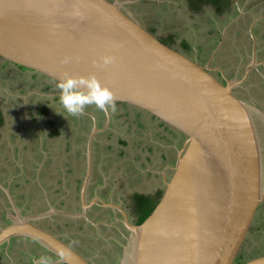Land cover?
Wrapping results in <instances>:
<instances>
[{
  "label": "water",
  "instance_id": "water-1",
  "mask_svg": "<svg viewBox=\"0 0 264 264\" xmlns=\"http://www.w3.org/2000/svg\"><path fill=\"white\" fill-rule=\"evenodd\" d=\"M132 2L136 0H0V60L56 83L63 73L94 74L116 102L146 112L184 137L155 207L134 224L115 203L97 196L87 203L93 136L110 121L104 112L100 129L91 115L87 171L79 190L81 215L94 223L87 215L92 204L119 211L122 220H116L128 230V235L122 233L120 264H235L264 203V138L251 113L254 106L234 91L253 68L264 66L256 60L252 26L250 61L239 79L230 80L216 68L221 82L208 64L148 31L124 8ZM103 54H111L113 62L100 65ZM257 112L264 126V112ZM8 197L15 218L0 225V245L15 237L30 238L55 257L54 264H93L37 225L48 211L22 215ZM57 212L77 219L74 213ZM57 250L63 252L62 260ZM239 264H264V255Z\"/></svg>",
  "mask_w": 264,
  "mask_h": 264
},
{
  "label": "rangeland",
  "instance_id": "rangeland-1",
  "mask_svg": "<svg viewBox=\"0 0 264 264\" xmlns=\"http://www.w3.org/2000/svg\"><path fill=\"white\" fill-rule=\"evenodd\" d=\"M216 1H219L218 10L213 4H202L195 8L191 0H146L145 2L136 0V2L124 4V8L132 13L147 30L158 37L168 39L170 34L178 33L193 44L199 41L205 42L203 51L197 48L194 49L196 51H191L188 48L183 50V53L191 58L196 57L200 64H204L210 59L211 67L220 68L228 79H239L251 56L253 41L248 32L250 26L254 27L257 60L264 62V0ZM239 14L240 17H237V20L241 19L240 22L238 21L239 23L236 19L232 20ZM229 23H235V25L227 28L230 26ZM234 91L243 101L254 106L255 109L251 113L264 138V126L259 123L260 119L257 114V111L264 112V66L253 68L249 76L240 86H236ZM56 92L54 88H47L46 83L31 72L23 69L18 70L14 65L0 63V108L9 112L5 119L6 124L0 132V141L5 142L1 145L0 157L1 163L6 168H2L3 171L0 170V175H3L0 181L11 184L10 192L12 191L15 197H19L23 211L39 214L44 212L43 210L47 207L43 201V205L36 207L35 202L40 198L43 200V197L38 198L39 193L36 192L33 180L24 184L25 180L20 181L14 178L15 180L12 181L11 177L15 175V172L21 173V168L30 167L35 175L36 171L38 173V169H42L43 177L41 175L40 180L48 185L51 200L47 205L61 201L62 206L68 208L67 212L74 213L77 218H83L82 208L75 193L77 189L73 191L72 175L74 174L78 178L76 187L78 185L79 188L82 177L87 171L85 148L87 149L86 137L90 132L91 122L85 120L86 127L83 128L78 121L80 115L71 116L65 112L59 104L58 96H55ZM38 104H43L48 109L49 115L39 118L32 124L29 116L30 111L39 107ZM90 109L92 111H89ZM85 110L88 111H84L86 114L93 112L92 114L95 115L93 118L98 120V123H104L105 115L94 105L86 106ZM16 111L19 113L18 116ZM108 112L111 116L108 130L96 132L93 136L97 142L94 152L91 150L90 177L93 179L89 188V198L96 190H104L106 199L117 198L116 195L112 196V193L125 195L133 189L139 192L157 190L162 194L163 181H161V177H169L171 170L168 167L173 166L177 150L181 147L184 137L173 136L167 130L159 128L156 125L157 121L151 120L150 116L141 114L137 117L132 112L129 114L124 111L120 105H116L114 112L111 110ZM82 117L86 118V115H82ZM49 121L55 122L58 132L52 137L41 140V134L45 135L53 129L48 124ZM41 128L44 130H40ZM17 130L20 132L17 133L18 136L14 140L10 136H13ZM110 132L114 133L112 138ZM21 134L24 137L31 135L35 139L27 137V139L22 138L23 140H21ZM19 141H26L28 147L20 146L23 144ZM9 145H12V149L7 148ZM14 145L19 146L17 150L13 149ZM31 146L34 147L33 153H31ZM7 150L10 152L11 158L14 157V165L6 163L4 159L3 155ZM31 158L36 162L35 165L28 164ZM18 167L21 171L16 170ZM56 178L65 180V189L68 193L63 190H53ZM68 183L70 185H67ZM19 194L24 195L19 196ZM14 196L12 199L15 203ZM32 196H34V203L31 202ZM259 209L260 211L249 230L250 236L257 226L256 222L259 220L262 210H264V203L260 205ZM93 213L95 214V212ZM54 215H60V213L51 209L46 218L53 221L52 216ZM137 216L136 211L132 212L133 219H137ZM91 219L94 223L89 221L88 223L91 224L92 229L85 225L87 223L85 221L82 228L84 230L78 231L73 227H64L57 229L56 235L70 238V242L74 243L79 251L94 264H120L121 243H124L122 233L128 235V230L123 226L122 230L119 227L116 229L119 235L115 234L116 231L111 228L107 230V232L110 231L107 233L106 230L98 227V221H95L94 218ZM104 223V226H111L107 221ZM85 228L87 229L85 230ZM113 234L114 236H112ZM245 247H247L246 244L241 249L237 261L259 255L256 253L247 254Z\"/></svg>",
  "mask_w": 264,
  "mask_h": 264
},
{
  "label": "flooded vegetation",
  "instance_id": "flooded-vegetation-1",
  "mask_svg": "<svg viewBox=\"0 0 264 264\" xmlns=\"http://www.w3.org/2000/svg\"><path fill=\"white\" fill-rule=\"evenodd\" d=\"M140 1H146V0H140ZM209 5V4H208ZM237 17H240V14L238 15V16H235L232 20H237ZM240 22L241 21V19H238L237 20V22ZM236 22V23H237ZM238 22V23H239ZM230 24V26H228L227 28H230V27H232V26H234L235 25V23H229ZM227 25H228V23H227ZM249 29H250V27H249ZM249 29H248V32H249ZM149 31V30H148ZM241 31V30H240ZM251 31H252V34H254V27H252V29H251ZM153 34V33H152ZM156 36V35H155ZM249 36H250V33H249ZM162 43H164V44H166V45H168V46H171V47H173V44H175V47H173L174 49H176L177 51H180L181 53H183V50H186V49H188L189 48V50H191V51H196V50H194L195 48H197V49H199L200 51H203V49H204V44H205V42H201V41H199V42H195L194 44L193 43H191V42H188V40H187V38L186 37H184V36H182V35H180V34H178V33H172V34H170L169 35V37H168V39L166 38V37H164V38H162V37H158V36H156ZM250 38H251V36H250ZM221 40H223V39H221ZM252 40V39H251ZM183 42H185L187 45H188V47H184L183 46ZM255 48H256V46H255ZM252 51V50H251ZM184 55H186L185 53H183ZM186 56H188V55H186ZM189 57V56H188ZM191 58V57H190ZM191 59H195V60H197L196 59V57L195 58H191ZM256 60H257V53H256ZM198 61V60H197ZM249 61H250V59H249ZM248 61V62H249ZM258 61V60H257ZM199 62V61H198ZM0 63H4L5 65H12V64H10V63H8V62H4V61H1L0 60ZM200 63V62H199ZM201 63H202V61H201ZM205 64H208L209 65V67H211V65H210V62H209V60L208 61H206L204 64H202V65H205ZM212 64H215V63H212ZM248 64V63H247ZM18 70H25V71H29V72H31L32 74H34L35 76H37V77H39L42 81H44L45 83H46V86H47V88H54L57 92H56V95L55 96H58L57 98H59V95H58V89L56 88V82H54V81H52V80H50L49 78H47V77H45V76H43V75H40V74H38V73H36V72H34V71H31V70H29V69H25V68H21V67H17V66H15ZM212 68V74L218 79V80H220L221 82H224L223 81V79L221 78V75H220V72L218 71V70H216L215 68H218V67H211ZM251 73V72H250ZM226 75V74H225ZM39 105V107H37L35 110H33V109H31V111H30V122L33 124V123H35L39 118H41V117H45L46 115H49V111H48V109L46 108V111L45 112H41V107H44V105L43 104H38ZM116 105H120V106H122L123 107V109H124V111H126L127 113H133V114H136V116L138 117L139 115H141V114H143L144 116H149V114H147L146 112H144V111H141V110H139V109H136V108H134V107H132V106H129L128 104H124V103H118V102H116ZM86 111V110H85ZM89 111H92L91 109L89 110ZM86 112H88V111H86ZM93 113V112H92ZM92 113H88V114H86V113H84L83 112V116L84 115H86V118L84 117H82V115H80V119H78V121L80 122V124H81V126H83V128H85L86 127V122H85V120H88V121H90L91 122V127H90V129H89V131H91V129H92V124H93V118L92 117H94L95 115L94 114H92ZM18 111H16V115L18 116ZM103 114L105 115V113L103 112ZM91 115H92V117H91ZM16 116V117H17ZM104 123L103 124H100V123H98L99 121L98 120H95V123H96V127L97 128H103V126L105 125V122H106V116H104ZM150 119L151 120H153V121H156V119L154 118V117H150ZM1 124H0V129H3V127H4V125L6 124L5 123V119H4V117L3 118H1ZM110 123H111V116H110V121H109V123H108V126L110 125ZM53 129L51 130V132H49V133H51L50 134V136H48V137H52L53 135H56V133L58 132V128H55V122H53V121H49V123H48ZM59 124H61V123H59ZM58 124V125H59ZM156 125L159 127V128H163V130H167L168 131V133L169 134H172L173 136H179L178 138H180V134H178V133H176V132H174V131H172V130H170L168 127H166V126H164L163 124H161L160 122H157L156 123ZM108 126H106L102 131H107L108 130ZM57 127V126H56ZM166 127V128H165ZM42 129H44V128H42ZM102 131H99V132H102ZM0 132H1V130H0ZM18 132H20V131H16V133H14L13 134V136H10V137H12L14 140L16 139V137L18 136ZM23 132V131H22ZM110 137L112 138V135H114V133H111L110 132ZM43 135V134H42ZM27 137L29 138V139H35V138H33L31 135L30 136H22V134L20 135V139L21 140H23L22 138H25V139H27ZM47 137V138H48ZM87 137H88V135H87ZM86 137V138H87ZM37 138V137H36ZM12 139V140H13ZM97 139V138H96ZM1 142V141H0ZM20 143H22L23 145H20V146H25V147H28V145L26 144V141L25 142H23V141H19ZM96 142H97V140H95L94 139V141H93V143H92V146H91V150L94 152V147H95V145H96ZM5 142L4 141H2L1 142V144H4ZM19 147V146H18ZM18 147L17 146H15L14 145V150H17L18 149ZM8 149H12V145H9L8 147H7ZM31 149H33L34 147L33 146H31L30 147ZM109 150H110V148H108ZM85 150H86V148H85ZM87 152V151H86ZM31 153H33V152H31ZM35 155V154H34ZM4 156V159H5V161H6V163H8V164H10L11 162H10V152L7 150V152L3 155ZM92 157V156H91ZM32 158H34V157H32ZM46 163H48V161L46 162ZM32 164V163H31ZM4 165V164H3ZM34 165V164H33ZM68 165V164H67ZM3 169H6L5 168V166H3ZM22 169V171L20 170V168L18 167V168H16V170H18V171H21V173H18V172H15V175L14 176H16L15 177V179H17V180H20V181H22L23 179H25V182H29V180H34L35 178H36V175H35V172L30 168V167H27V168H21ZM68 169V168H67ZM70 171V170H69ZM69 173H71V172H69ZM43 174V170L41 171V173H40V175H39V178H40V176ZM42 177H43V175H42ZM72 181L73 182H75V183H78V178L77 177H75V175L73 174L72 175ZM92 179L93 178H91V183H92ZM24 183V182H23ZM34 183H35V181H33V185H34ZM81 183H82V180H81ZM91 183H90V185H91ZM17 185H18V182H17ZM36 185V184H35ZM67 185H70V183H68ZM80 186H81V184H80ZM80 186H79V188H78V185H77V187H76V189H77V191H78V196H77V198H78V202L80 203V198H79V190H80ZM37 186H35V188H36ZM89 188H90V186L88 187V189H87V203H89L92 199H93V197H95V196H97V197H99V198H101V199H103V200H105L106 202H112V203H115V204H117V205H119L122 209H124L125 211H126V213L128 214V217H129V220L132 222V223H134V224H137V219H133L132 217H131V215H132V212L134 213V211H135V207L137 206V201L135 200V198H134V196L135 195H144V196H150V197H154L155 195H156V193H157V190H153V191H151V192H139L138 190H136V189H133L130 193H127V194H125V195H123V193H121V195H120V199L118 198V199H116V198H105L104 196H105V194H104V190H102V191H94V193L92 194V196H91V198H89ZM76 191V192H77ZM45 202V201H44ZM50 202V201H49ZM51 204H53V205H47L46 204V202H45V205H46V209H44L43 211L44 212H50L51 211V208H50V206L51 207H54V209L55 210H57V211H60V210H62V208H64L63 206H62V202L60 201L59 203H51ZM59 204V205H58ZM27 205H29V204H27ZM79 205H81V203L79 204ZM16 206H17V208L20 210V212H21V214L22 215H24V214H26V215H31V214H35V213H27L26 211H23V209H21V206L18 204V203H16ZM56 208H58V209H56ZM82 208V207H81ZM10 210V209H9ZM68 210V208H64V211H67ZM88 211H87V215H88V217L91 219V218H94V220L95 221H98V222H105V221H107V222H109V224L111 225L110 227H108V226H104V224L103 223H100V224H98V227L99 228H101V229H103V230H106L105 232H107V230L109 229V228H111L112 230H114V231H116L115 232V234L117 233V235H119L118 234V232H117V228L119 227L121 230H122V228H123V225L121 224V222H118L117 220H116V218H118V219H121L122 220V216H121V214L119 213V211L118 210H116V209H112V208H103V207H100V206H97V205H95V204H92L90 207H89V209H87ZM93 212H95V214L93 213ZM106 213H109L108 215H104V214H106ZM38 214V213H37ZM3 218H4V220H5V223H8L9 221H10V219H14L15 218V214H14V212H10V211H8L7 213H3ZM52 218H53V221H51L52 219H50V218H43V219H41V220H38L37 222V225L39 226V227H41V228H43V229H46V230H48V231H50L51 233H54L55 235H56V230L57 229H62V228H64V227H73V228H75L76 230H78V231H81V230H84V229H82L83 228V225H84V222L86 221L87 223H85V225L87 226V227H90L91 229L93 228L92 226H91V224L90 223H88V221L85 219V218H77V219H75V218H72V217H69V216H66V215H54V216H52ZM83 223V224H82ZM87 228H85V230H86ZM110 232V231H109ZM109 232H107V233H109ZM117 235H115V236H117ZM58 236V235H57ZM112 236H114V234L112 235ZM60 239H62L65 243H67L68 245H70L72 248H74L76 251H78L82 256H84L80 251H79V249L74 245V243H72V242H70V238H65V237H62V236H58ZM27 239H30V238H27ZM30 240H32V239H30ZM33 241V240H32ZM33 242H35V241H33ZM36 243V242H35ZM34 243V245H29V246H27L29 249H30V251L31 252H35V253H37L38 251H42L41 253L43 254V255H49V256H52V254L49 252V251H47L46 249H44L43 247H41L38 243H36L35 244ZM115 244H116V242H115ZM85 258H86V256H84ZM52 258H54V257H52ZM87 259V258H86ZM90 262H92L91 260H89ZM93 263V262H92ZM94 264V263H93Z\"/></svg>",
  "mask_w": 264,
  "mask_h": 264
},
{
  "label": "crops",
  "instance_id": "crops-1",
  "mask_svg": "<svg viewBox=\"0 0 264 264\" xmlns=\"http://www.w3.org/2000/svg\"><path fill=\"white\" fill-rule=\"evenodd\" d=\"M212 53H214V51H212ZM211 58H212V56H211ZM0 112H1L0 113L1 117L2 118L4 117V119H6L7 115L9 114V112L6 111V110H2L1 108H0ZM40 130H44V129L41 128ZM47 132H49V131L47 130ZM50 134L51 133H46L45 135L43 134L44 136L41 134L42 137L40 139L41 140H42V138L46 139L48 136H50ZM1 145H3V144H1V142H0V148H1ZM33 150L34 149H31V152H34ZM13 158H11V156H10V162H11L10 164L14 165L15 161H14ZM30 160H29L28 164H31V163L34 164V165L36 164V162H34V160L32 158ZM3 166L4 165H3V163H1V157H0V170L1 171H3V169H2ZM41 171H42V169L41 170L38 169V173L36 171V178L33 180V181H35L34 187L37 186L35 188L36 192L39 193V195H37L38 198L39 197H43V200L40 198V200H37L36 202H35V200L33 201L34 196L31 197V202L32 203L35 202L36 207H39V206L43 205L44 201L46 202V204L49 201H51L50 200V196H49V192H48V189H49L48 185L46 183H44L43 181H41L40 178H39L38 174H40ZM2 178H3V175H0V179H2ZM14 178H15V176L13 175V177H11L12 181L15 180ZM82 179H83V177H82ZM23 180H25V179H23ZM29 181H31V180H29ZM161 181H163V177H161ZM55 182H56V185H53L55 187L53 189L54 191L63 190L65 192H67L66 189H65L66 188V182H65L64 179L56 178ZM25 183L26 182H24V184ZM2 185H3L4 188L7 189V192L5 191V189L2 188ZM10 185L11 184H9V182L8 183L7 182L3 183L2 181H0V225L5 223V220L3 218V213H7L8 211H10V212L12 211V206H11L8 194H10L11 198H12V196H14V194H13L12 191L10 192ZM75 189H76V183L73 182V191ZM112 189H114V188H112ZM154 189H158V188H154ZM75 193L78 196V191L75 192ZM22 195H24V194H19V196H22ZM111 195L112 196L116 195V197H117L116 199H118V198L120 199L121 193H117V194L116 193H112ZM14 198L16 200L15 203H18L20 205L19 197L17 198V196L16 197L14 196ZM112 198H114V197H112ZM28 199L30 200L29 197H28ZM27 203L29 204V202H27ZM259 211H260V209L258 208V210H257V212L255 214V217H254V219L252 221V224L250 226V229H251V227H252V225H253V223L255 221V218L257 217V215L259 213ZM256 223H257V226L253 230V232H252L253 234L250 236L249 232H248L241 249H243V247L246 244L247 247H245L246 248L245 251L247 252V254L248 253H256V255L259 254L258 256H260V255H264V210H262V212L260 214V218H259V220ZM34 243L35 242H33L32 240L24 238V237H15V238L10 239L8 242L1 244L0 245V264H35V260L40 255H43V254L41 253L42 251H38L37 253L30 251V249L27 246L34 245ZM240 252H241V250H240ZM52 257H54V256H52ZM254 257H257V256H254ZM254 257H250V259L254 258ZM54 258H53V260H54ZM244 260L246 261V259H244Z\"/></svg>",
  "mask_w": 264,
  "mask_h": 264
},
{
  "label": "clouds",
  "instance_id": "clouds-1",
  "mask_svg": "<svg viewBox=\"0 0 264 264\" xmlns=\"http://www.w3.org/2000/svg\"><path fill=\"white\" fill-rule=\"evenodd\" d=\"M111 54H103L99 57L100 65H108L113 62ZM59 104L71 116L83 114L86 106L94 105L102 112L116 110V98L112 91L102 85L94 74L87 76H77L69 73H63L57 80ZM92 178V177H91ZM63 252L57 250L56 256L63 259ZM35 264H54L52 256L40 255Z\"/></svg>",
  "mask_w": 264,
  "mask_h": 264
},
{
  "label": "trees",
  "instance_id": "trees-1",
  "mask_svg": "<svg viewBox=\"0 0 264 264\" xmlns=\"http://www.w3.org/2000/svg\"><path fill=\"white\" fill-rule=\"evenodd\" d=\"M196 1V2H195ZM194 2L191 0V3H194V7L197 8L199 5L202 4H213L215 9L218 10V6L217 4L219 3V1L216 0H195ZM198 4V5H196ZM219 10H221L219 8ZM183 46L186 48L188 47V45L183 42ZM46 108L45 107H41V112H45ZM1 113V112H0ZM1 114H0V124L1 122ZM162 124V123H161ZM166 128V127H165ZM124 143V142H123ZM161 196V191L157 192L156 195L154 197H150V196H144V195H135L134 198L137 201V206L135 207V211L138 213L137 216V224H140L141 222L144 221V219L151 213V211L153 210V208L155 207L158 199ZM243 262L242 260L237 261L236 258V263L239 264Z\"/></svg>",
  "mask_w": 264,
  "mask_h": 264
},
{
  "label": "bare ground",
  "instance_id": "bare-ground-1",
  "mask_svg": "<svg viewBox=\"0 0 264 264\" xmlns=\"http://www.w3.org/2000/svg\"><path fill=\"white\" fill-rule=\"evenodd\" d=\"M264 129V128H263ZM264 140V139H263ZM262 153L264 154V142H263V147H262Z\"/></svg>",
  "mask_w": 264,
  "mask_h": 264
}]
</instances>
